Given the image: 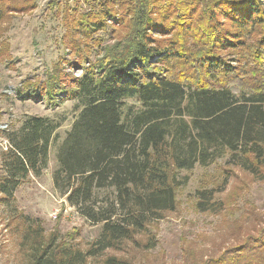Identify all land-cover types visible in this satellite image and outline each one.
<instances>
[{
	"label": "trees",
	"instance_id": "trees-1",
	"mask_svg": "<svg viewBox=\"0 0 264 264\" xmlns=\"http://www.w3.org/2000/svg\"><path fill=\"white\" fill-rule=\"evenodd\" d=\"M84 3L89 7L73 19L63 7L69 35L64 44L76 57L58 59L43 82L26 83L16 94H37L50 108L75 100L77 114L58 149L52 183L81 216L101 223L100 231L83 250L72 236L43 235L34 225L37 218L13 211L6 225L20 228L18 264H84L107 249H123L125 241L140 245L135 234L176 209V189L183 183L177 170L227 155L229 163L263 177L264 0ZM27 6L36 1L0 0V21ZM108 26L118 35L90 61L71 31L88 38ZM66 66L81 72L71 74ZM60 125L61 119L25 115L5 133L1 201L29 174L39 176L46 168ZM222 189H197V209H223L214 199ZM104 262L130 264L116 255ZM200 264H264V227Z\"/></svg>",
	"mask_w": 264,
	"mask_h": 264
},
{
	"label": "rangeland",
	"instance_id": "rangeland-1",
	"mask_svg": "<svg viewBox=\"0 0 264 264\" xmlns=\"http://www.w3.org/2000/svg\"><path fill=\"white\" fill-rule=\"evenodd\" d=\"M35 1L34 8L27 6V9L11 11L0 21V152L6 146L5 133L16 127L25 115L61 119V125L49 146L46 168L39 176L29 174L8 201L0 200V264H18L22 259L18 251L20 228L6 225L13 211L37 218L34 225L41 227L43 235L57 232L66 239L72 236L73 243L83 250L97 237L101 226L81 216L52 183L58 149L77 114L73 111L75 100L50 108L37 94L25 99H19L16 94V89L25 87L26 83L43 82L46 72L58 59L76 57L64 44L69 35L63 7L72 18L89 6L84 0ZM106 29L90 31L88 38L79 30L71 31L76 37L75 45L87 53L90 61L101 55L103 46L118 35L115 31L113 34L110 26ZM153 34L162 37L159 33ZM65 70L71 74L81 72L67 66ZM231 88L238 91L237 86ZM176 173L183 182L176 189V209L163 212L162 218L149 222L145 231L135 234L140 245L125 241L123 249H107L103 256L88 257L84 264H105L108 255L128 259L130 264H200L208 256L219 255L227 246L264 227V173L263 177H255L229 163L227 155L209 165L195 164ZM222 184V191H216L214 199L222 201L223 209L199 211L195 191ZM146 241L154 246L145 249Z\"/></svg>",
	"mask_w": 264,
	"mask_h": 264
},
{
	"label": "built area",
	"instance_id": "built-area-1",
	"mask_svg": "<svg viewBox=\"0 0 264 264\" xmlns=\"http://www.w3.org/2000/svg\"><path fill=\"white\" fill-rule=\"evenodd\" d=\"M6 147H7V140H6V146H5L4 148L6 149ZM53 216L55 217V216H56V214H53Z\"/></svg>",
	"mask_w": 264,
	"mask_h": 264
}]
</instances>
